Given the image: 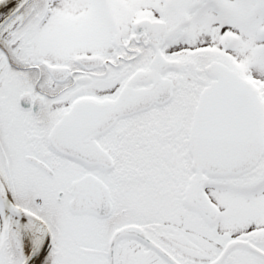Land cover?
Listing matches in <instances>:
<instances>
[{"label": "snow or ice", "instance_id": "snow-or-ice-1", "mask_svg": "<svg viewBox=\"0 0 264 264\" xmlns=\"http://www.w3.org/2000/svg\"><path fill=\"white\" fill-rule=\"evenodd\" d=\"M0 264H264V0H0Z\"/></svg>", "mask_w": 264, "mask_h": 264}]
</instances>
